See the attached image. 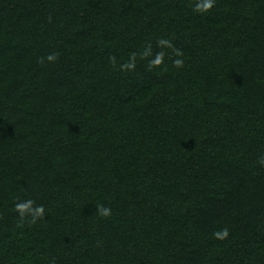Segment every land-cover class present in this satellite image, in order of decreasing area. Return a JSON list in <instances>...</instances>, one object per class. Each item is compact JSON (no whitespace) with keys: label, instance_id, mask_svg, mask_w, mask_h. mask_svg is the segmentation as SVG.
I'll use <instances>...</instances> for the list:
<instances>
[{"label":"trees","instance_id":"1","mask_svg":"<svg viewBox=\"0 0 264 264\" xmlns=\"http://www.w3.org/2000/svg\"><path fill=\"white\" fill-rule=\"evenodd\" d=\"M0 264H264V0H0Z\"/></svg>","mask_w":264,"mask_h":264},{"label":"clouds","instance_id":"2","mask_svg":"<svg viewBox=\"0 0 264 264\" xmlns=\"http://www.w3.org/2000/svg\"><path fill=\"white\" fill-rule=\"evenodd\" d=\"M179 63V62H178Z\"/></svg>","mask_w":264,"mask_h":264}]
</instances>
